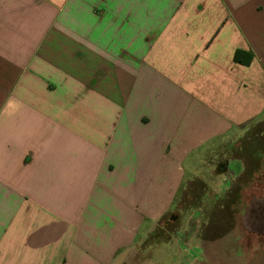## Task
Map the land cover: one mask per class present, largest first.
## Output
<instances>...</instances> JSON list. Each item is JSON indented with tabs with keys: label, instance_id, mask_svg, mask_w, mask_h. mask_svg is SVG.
Returning <instances> with one entry per match:
<instances>
[{
	"label": "crops",
	"instance_id": "0c3cea01",
	"mask_svg": "<svg viewBox=\"0 0 264 264\" xmlns=\"http://www.w3.org/2000/svg\"><path fill=\"white\" fill-rule=\"evenodd\" d=\"M252 123L264 0H0V264H121L170 212L188 161ZM260 138L223 173L246 176L226 197L263 239ZM201 217L176 236L210 261Z\"/></svg>",
	"mask_w": 264,
	"mask_h": 264
},
{
	"label": "rangeland",
	"instance_id": "374dc122",
	"mask_svg": "<svg viewBox=\"0 0 264 264\" xmlns=\"http://www.w3.org/2000/svg\"><path fill=\"white\" fill-rule=\"evenodd\" d=\"M252 126L253 123L244 127L243 132H235L226 140L209 145L188 161L185 181L170 212L141 245L125 254L121 264H264V238H247L242 233V224L234 222V216L241 214V209H233V203L226 197L229 193L227 187H246V176L235 179L232 185L231 177L223 173L225 163L240 156V148L250 136L261 142L264 125ZM246 130L248 132H244ZM261 179L259 184L264 187V177ZM198 209L199 213H194ZM257 210L264 217V208L250 209L252 214ZM199 216H202L197 228L200 236L209 231L212 219L210 261L201 259L194 246L182 248L176 236L177 230L189 220L188 227L191 230L196 228L198 223L193 219ZM259 228L261 230L264 225Z\"/></svg>",
	"mask_w": 264,
	"mask_h": 264
}]
</instances>
